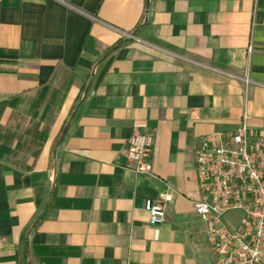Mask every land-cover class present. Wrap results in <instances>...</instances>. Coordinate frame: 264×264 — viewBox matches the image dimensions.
Listing matches in <instances>:
<instances>
[{
    "label": "crops",
    "instance_id": "obj_1",
    "mask_svg": "<svg viewBox=\"0 0 264 264\" xmlns=\"http://www.w3.org/2000/svg\"><path fill=\"white\" fill-rule=\"evenodd\" d=\"M239 116L264 135V0H0V264L48 192L25 264H207L193 151ZM132 134L148 176L121 169Z\"/></svg>",
    "mask_w": 264,
    "mask_h": 264
},
{
    "label": "built area",
    "instance_id": "obj_2",
    "mask_svg": "<svg viewBox=\"0 0 264 264\" xmlns=\"http://www.w3.org/2000/svg\"><path fill=\"white\" fill-rule=\"evenodd\" d=\"M248 52L245 48V58ZM234 79L247 83L244 71ZM148 142L142 134L126 139L123 172L148 176ZM192 174L196 199L189 205L203 225L207 264H264V135L248 130L239 116L231 131L198 138ZM168 199L162 194L142 202L146 226L162 221Z\"/></svg>",
    "mask_w": 264,
    "mask_h": 264
},
{
    "label": "trees",
    "instance_id": "obj_3",
    "mask_svg": "<svg viewBox=\"0 0 264 264\" xmlns=\"http://www.w3.org/2000/svg\"><path fill=\"white\" fill-rule=\"evenodd\" d=\"M116 46H112L111 48L108 49V53L115 50ZM13 102V100H9L8 102H6V106L9 107L11 105V103ZM63 129V128H62ZM62 129L59 132V136L62 134ZM44 136V132H38L36 135V142L39 145L42 142ZM17 150V148H16ZM51 198V192H48L45 196L44 202L42 203L41 209H40V214L37 215L34 220L30 223V225L28 226V228L23 232L22 235H20L18 237L17 240V246H18V252H17V259H16V264H25L24 258H25V250H24V243H23V239L24 237L27 235V233L32 229V227L37 223V221H39L42 217V215L44 214L46 208H47V204L49 202Z\"/></svg>",
    "mask_w": 264,
    "mask_h": 264
}]
</instances>
